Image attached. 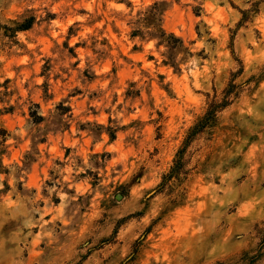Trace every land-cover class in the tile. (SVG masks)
Returning a JSON list of instances; mask_svg holds the SVG:
<instances>
[{"label":"rangeland","instance_id":"1","mask_svg":"<svg viewBox=\"0 0 264 264\" xmlns=\"http://www.w3.org/2000/svg\"><path fill=\"white\" fill-rule=\"evenodd\" d=\"M0 264H264V0H0Z\"/></svg>","mask_w":264,"mask_h":264},{"label":"trees","instance_id":"2","mask_svg":"<svg viewBox=\"0 0 264 264\" xmlns=\"http://www.w3.org/2000/svg\"><path fill=\"white\" fill-rule=\"evenodd\" d=\"M32 22H33V18L31 17V18L27 19L26 21H24V23L19 25L17 28H18V30H26V29H28L31 26ZM209 115H210V113L207 112L205 114V116H203L195 124V126L192 128V130H191V132L189 134V137H191V135H193L194 133L200 131L209 122Z\"/></svg>","mask_w":264,"mask_h":264}]
</instances>
